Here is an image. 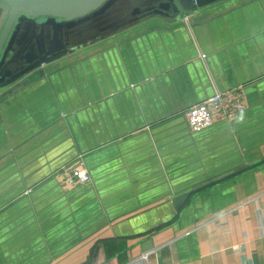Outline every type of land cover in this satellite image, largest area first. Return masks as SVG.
I'll list each match as a JSON object with an SVG mask.
<instances>
[{"label": "crops", "instance_id": "0c3cea01", "mask_svg": "<svg viewBox=\"0 0 264 264\" xmlns=\"http://www.w3.org/2000/svg\"><path fill=\"white\" fill-rule=\"evenodd\" d=\"M138 8L0 95V264H264V0L210 7L190 37ZM238 87L232 122L190 132L188 108ZM79 157L90 182L61 188ZM241 166L174 213L175 190Z\"/></svg>", "mask_w": 264, "mask_h": 264}, {"label": "water", "instance_id": "95a60500", "mask_svg": "<svg viewBox=\"0 0 264 264\" xmlns=\"http://www.w3.org/2000/svg\"><path fill=\"white\" fill-rule=\"evenodd\" d=\"M246 1L249 0H0V95L21 89L37 76L68 67L72 58L66 57L83 51L88 41L133 23L140 12L139 5L150 6L147 15L160 14L176 21L191 15L193 24L210 7L227 9ZM129 9L128 23L124 19L115 25L113 22L123 18ZM179 28L190 37L184 25ZM248 167L175 190L171 201L174 213H179L196 192Z\"/></svg>", "mask_w": 264, "mask_h": 264}, {"label": "built area", "instance_id": "2783aa9c", "mask_svg": "<svg viewBox=\"0 0 264 264\" xmlns=\"http://www.w3.org/2000/svg\"><path fill=\"white\" fill-rule=\"evenodd\" d=\"M191 17V15L181 17L182 24L189 31H191ZM201 59H205V56L201 55ZM244 107V92L242 88L215 91L204 102L188 108L184 112V119L190 132L198 134L209 129L215 123L232 122ZM55 177L59 186L63 189L84 186L90 182L89 173L80 157L72 164L58 170Z\"/></svg>", "mask_w": 264, "mask_h": 264}]
</instances>
